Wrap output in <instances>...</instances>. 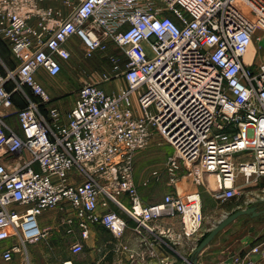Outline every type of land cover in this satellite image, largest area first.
<instances>
[{"label": "built area", "instance_id": "2783aa9c", "mask_svg": "<svg viewBox=\"0 0 264 264\" xmlns=\"http://www.w3.org/2000/svg\"><path fill=\"white\" fill-rule=\"evenodd\" d=\"M45 1L0 0V37L17 63L0 67V243L16 240L4 261L22 251L20 243L45 237L38 217L46 210L64 211L68 232L77 228L82 238L94 224L121 238L127 221L99 211L110 201L139 227L152 230L151 221L178 216V238L196 237L205 219L200 191H171L152 204L139 193L134 156L156 137L173 149L165 164L172 183L181 171L198 185L212 175L215 198L228 200L239 174L264 177V61H246L253 40L264 39V0H62L67 13ZM74 38L86 57H109L102 81L121 77L125 86L110 93L97 81L83 84L64 121L61 109L49 106L53 97L39 72L58 76ZM110 43L123 51V66ZM14 91L27 101L17 110ZM12 115L20 133L7 121ZM83 250L80 241L71 246L73 254ZM254 256L264 259V239L234 262L257 264Z\"/></svg>", "mask_w": 264, "mask_h": 264}, {"label": "rangeland", "instance_id": "374dc122", "mask_svg": "<svg viewBox=\"0 0 264 264\" xmlns=\"http://www.w3.org/2000/svg\"><path fill=\"white\" fill-rule=\"evenodd\" d=\"M1 45L3 44L1 43ZM251 48L256 64L264 61V39L259 43L254 39ZM2 53L8 59L9 65L12 64L15 68L17 63L15 61L11 63L8 48L3 46ZM109 53L115 55L123 66L126 58L123 51L116 44L110 43ZM101 58L102 60L86 57L81 42H75L69 62L63 66L59 76L47 78L46 88L55 100L60 99V102L62 100L66 107L72 106L76 100V92L81 85L93 82L102 76L104 71L111 70L109 57L103 56ZM116 79L121 82L123 78L117 77ZM111 81L112 86L116 88V80ZM133 98L136 104L139 105L137 93L133 95ZM138 114L143 115L140 107ZM172 153V147L160 137H156L146 149L136 153L133 160V174L140 194L145 190L146 198L160 196L163 184L167 180L166 178H169V175H165L167 174L165 164ZM155 170L159 171V178L153 175ZM99 180L101 181V179ZM199 186L202 192L205 216L203 227L199 233L201 236L208 233L226 215L250 205L258 204V201L264 199V177H259L257 180L251 178L250 181H246V178L239 174L236 183L238 192L235 197L228 200L215 198L216 184L212 175L204 174L202 185ZM119 198L128 204L126 196L121 195ZM110 204L116 206L113 201H110ZM258 206L264 208V203ZM260 233H264V214L258 218L245 215L222 230L211 242V246L207 247L217 248L218 250L221 246L228 247V256L240 254L247 247L246 237H252L253 239ZM47 241L51 242V240L42 238L38 242L28 243L25 248L20 243L22 251L16 253L11 261L3 260V250L0 248V264H60L59 261L63 257L62 253L64 251L62 249H49ZM6 243L11 246L14 243L16 244V240L5 241L1 244ZM219 253L220 250L218 253L204 257L198 264H219ZM188 259L181 260L180 264H189Z\"/></svg>", "mask_w": 264, "mask_h": 264}, {"label": "crops", "instance_id": "0c3cea01", "mask_svg": "<svg viewBox=\"0 0 264 264\" xmlns=\"http://www.w3.org/2000/svg\"><path fill=\"white\" fill-rule=\"evenodd\" d=\"M42 5L54 6L57 9H61L65 13L68 12V9L64 6L62 0H47ZM77 41L80 40L74 38V43ZM1 43L2 41H0V64L5 71L11 68H9L7 64L2 60L1 53L3 51V45H1ZM73 44L70 45L72 51ZM251 51L252 48H250L249 54L246 56L247 63H251L253 61V55ZM69 60L64 61L63 66L68 63ZM254 61L256 62V59ZM39 77L46 87L47 78L51 76H49L45 71L41 70L39 72ZM115 80L116 88L112 86V81H102L101 76L95 81L99 82L101 87H103L106 91L110 93H117L123 88V86H125V81L123 79L121 82L117 79ZM7 87L11 91L15 90V84L13 82H8ZM26 93L29 100L39 102V100L36 101L34 100L35 98L30 96V93L27 89ZM14 95V106L11 110H17L26 106L27 101L19 91H14ZM76 101L77 92L76 100L72 106L69 105L68 107H66L62 100L60 102V99L55 100L54 98L49 106L59 107L64 115V121H67V115L75 105ZM3 110L6 111V109ZM45 110L46 109H44V112ZM7 121L15 131L20 133V128L16 116H9ZM24 156L26 158H29V154L27 153L24 154ZM244 158H246L245 155H237L236 159L241 160ZM12 161L13 159H9L8 163H12ZM166 179L167 180L163 184L159 197H151L150 199L146 198L144 192L145 190L142 192V194H140L144 204H152L162 201L165 194L171 191L178 192L182 195L194 191H200V186L194 181L192 175L185 174L184 171L180 172V175L177 177V180L174 183H172V179L170 176ZM126 200L127 202H129L128 199ZM109 210L116 211L127 221V228L121 238H116L109 229L98 224L90 226L88 236L86 238L81 237L80 231L77 228L70 233L68 232L69 226L65 222L67 214L60 209L46 210L40 215L39 223L42 229L45 231L44 239L51 240V242L47 241L48 248L52 250L62 249L64 251L62 253L63 257L59 261L60 264H63V262L66 260H72L73 264H162L165 259L176 261L180 264L181 260L188 259V256L191 257L195 247L205 235L204 234L201 236L200 234H198L196 237L191 239L178 238L181 231V222L178 216L164 215L159 219L153 220L149 223V226L152 228V230H148L144 227H139L137 223L130 219L125 211L118 205L113 206L110 203L108 204V206H105L103 204L99 205V211L105 212ZM166 230H168L169 232L165 233ZM263 235L264 233H260L253 239L252 237H246L247 247L246 249H244L245 251H242L240 254L238 253L236 255L228 256V247L226 248L221 246V248L219 249V264H236L234 262L235 256L241 254L243 255L253 244L263 240ZM76 241L82 242L84 250L78 254H73L71 252V246ZM210 244L208 246H211ZM0 245V248L3 251L9 247L7 243H0ZM219 250L217 248L207 247L200 254L199 262L208 255L218 253ZM254 258L257 261V264H264V259H261L257 256H254Z\"/></svg>", "mask_w": 264, "mask_h": 264}, {"label": "water", "instance_id": "95a60500", "mask_svg": "<svg viewBox=\"0 0 264 264\" xmlns=\"http://www.w3.org/2000/svg\"><path fill=\"white\" fill-rule=\"evenodd\" d=\"M261 203H264V199L258 201V204L250 205L246 208L239 209L236 212L226 215L222 220L215 224V226L209 231V233L195 247L191 257L188 259L189 264H198L200 254L214 240V238L232 222L245 215H249L251 217H259L264 214V208H260L258 206Z\"/></svg>", "mask_w": 264, "mask_h": 264}, {"label": "trees", "instance_id": "16d2710c", "mask_svg": "<svg viewBox=\"0 0 264 264\" xmlns=\"http://www.w3.org/2000/svg\"><path fill=\"white\" fill-rule=\"evenodd\" d=\"M0 41H2V44H3V46H5L6 48H8V50H9V54H10V61H11V63H12V61H15L14 59H13V57H12V54H11V51H10V49H9V47H8V45L6 44V42L0 37ZM1 57H2V60L7 64V66L9 67V68H11V69H13L14 67H13V65L11 64V66L9 65V63H8V59H6V57L3 55V53H1ZM0 67L3 69V67H2V65H0ZM29 92V91H28ZM30 93V96H32L33 98H35L34 100H36V101H38L39 99L35 96V95H33L31 92H29ZM13 99L15 100V95H13ZM41 108L43 109L44 108V105H41ZM44 110V109H43ZM260 217V216H259ZM258 218V217H257ZM209 233V232H208ZM208 233H206L203 237H202V239L208 234ZM201 239V240H202Z\"/></svg>", "mask_w": 264, "mask_h": 264}, {"label": "bare ground", "instance_id": "6f19581e", "mask_svg": "<svg viewBox=\"0 0 264 264\" xmlns=\"http://www.w3.org/2000/svg\"><path fill=\"white\" fill-rule=\"evenodd\" d=\"M249 51H250V50H249ZM249 51H248L247 55L249 54ZM247 55H246V56H247Z\"/></svg>", "mask_w": 264, "mask_h": 264}]
</instances>
